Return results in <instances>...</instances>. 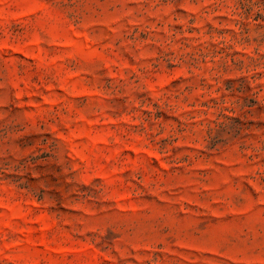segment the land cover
I'll list each match as a JSON object with an SVG mask.
<instances>
[{
  "label": "rangeland",
  "instance_id": "obj_1",
  "mask_svg": "<svg viewBox=\"0 0 264 264\" xmlns=\"http://www.w3.org/2000/svg\"><path fill=\"white\" fill-rule=\"evenodd\" d=\"M0 264H264V0H0Z\"/></svg>",
  "mask_w": 264,
  "mask_h": 264
}]
</instances>
